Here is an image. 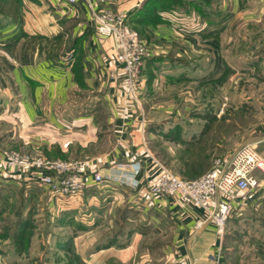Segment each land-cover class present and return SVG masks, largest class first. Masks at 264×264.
<instances>
[{
  "label": "crops",
  "instance_id": "crops-1",
  "mask_svg": "<svg viewBox=\"0 0 264 264\" xmlns=\"http://www.w3.org/2000/svg\"><path fill=\"white\" fill-rule=\"evenodd\" d=\"M87 1L96 8L125 12L127 23L154 49L141 69V109L133 105L137 111L131 112L129 102L126 104L119 74L112 75L116 69L115 40L96 32L86 0L74 5L63 0H0V149L22 151L21 143L32 144V133L42 136L40 129L47 128L55 135L51 133V140L40 142L46 158L86 160L91 168L111 176L117 172V164L140 163L135 188L111 180L91 181L77 195H49V211L54 212V206L60 215L77 212L87 216L81 222L75 216L67 217L62 225L78 226L64 240L69 244L68 253L76 254L85 264H133L137 254L138 264L150 262L151 250L146 244L151 235L166 230L163 257L169 264H177L181 257H196L197 264H225L222 256L217 262L209 257L217 255L221 239L201 208L180 201L177 194L149 193L159 168L157 155L147 146V125L153 105L169 106L181 95L179 87L203 84L219 75L225 37L230 34L226 21H238L251 0H200L202 14L190 0H185L184 7L157 14L155 4L148 0ZM165 112L177 114L178 110ZM195 135L190 133L189 137ZM251 140L264 155V121ZM200 141L199 135L191 139L195 143L187 150L199 147ZM128 170L126 166L123 171ZM11 181L18 182L0 175V189ZM20 182L24 186L36 183L39 191H47L37 176ZM246 193L238 196L236 205L246 203L247 195L252 201L263 200L264 186ZM29 197L34 201V196ZM121 207L125 212H129L127 207L134 208L139 215L135 223L142 222L151 230L133 227L123 236L120 232L106 236L116 225L120 228L121 223H131L123 214L121 220H115ZM101 229L105 232L97 233ZM59 246L63 249V243ZM49 260L46 257L44 263Z\"/></svg>",
  "mask_w": 264,
  "mask_h": 264
},
{
  "label": "rangeland",
  "instance_id": "rangeland-1",
  "mask_svg": "<svg viewBox=\"0 0 264 264\" xmlns=\"http://www.w3.org/2000/svg\"><path fill=\"white\" fill-rule=\"evenodd\" d=\"M251 2L248 6H241L243 10L241 9L238 21H226L225 25H228L227 30L230 34L228 33L225 37L224 63L219 75L203 84L192 83L189 86L177 87L182 93L169 106L162 103L161 106H152L149 114L150 122L147 125V146L157 155L156 164L159 171L162 166L182 179L197 178L211 170L217 159L222 161L229 159L242 145L252 142L251 139L256 130L264 121V0H251ZM244 12L246 15L242 17ZM138 35L152 57L154 49L139 33ZM112 38L115 40L116 56V69L112 75L119 74L121 79L119 84L124 100L126 104L130 100L129 109L135 112L137 109L133 108V105L139 106L141 103V86L137 101L126 96L127 90L123 85L125 75L122 74L121 64L117 61L116 39ZM208 66L212 68L213 63L209 62ZM165 109H177L178 113L165 112ZM40 130L42 136L40 133H32L30 140L33 143L28 146L21 143L22 151H16L45 155L41 150L44 144L40 142L51 140L50 134L54 130L47 128ZM190 133L196 135L190 138ZM52 134L55 135V133ZM197 135L201 137V145L187 150L189 145L195 143L191 142V139H195ZM217 144H219L218 147H216ZM50 145L46 144L47 147ZM48 159L56 160L57 158ZM140 168L141 165L139 170ZM107 181L110 182L106 179L103 183ZM11 182L0 189V194L4 196L8 194L6 198L0 197V261L3 262L0 264H45L46 257L51 258L46 264H81L79 258L77 261L72 252L68 253L66 249H69V244H66L68 242L64 240L67 236L71 237L78 226L72 229L62 225H66L64 220L67 217L71 219L75 216V220L81 222L87 216L83 213L65 212L62 214L65 217L61 220L62 215L57 214V208L53 206L54 212L47 209L50 195L48 191L44 189L39 191L40 185L36 183L24 186L22 182ZM113 182L124 185L118 181ZM24 193L34 196V201ZM236 194L239 198L243 197L240 192ZM247 196L244 200L246 203L233 206L221 233L216 227L217 239H221V245L219 244L216 249L217 251L220 247L218 260L222 256L225 264H264V199L252 201L253 197ZM122 208L117 213L116 221L121 220ZM127 210L129 212L126 213V217L131 218V223L128 225L121 223L120 228L116 225L117 228L113 231H106V236H114L118 232L123 236L122 233L125 235V232L133 227L143 232L151 230L142 222L135 223V217L138 218L139 215L138 212H134L136 211L134 208L127 207ZM203 213L205 220H210L206 217L207 213L204 211ZM199 225L200 222L196 224V226ZM98 232L103 234L105 230L101 229ZM102 236L104 238L105 234ZM167 236L168 230L157 236L151 235L152 239L146 247L151 250L152 260L145 264H169V261H165L163 257L165 243L168 242ZM61 243H63V249L58 247ZM99 246L97 244L96 248ZM136 258L138 259V254ZM137 259L133 261V264H138ZM197 261L196 258V264ZM108 264L122 263L109 261Z\"/></svg>",
  "mask_w": 264,
  "mask_h": 264
},
{
  "label": "built area",
  "instance_id": "built-area-1",
  "mask_svg": "<svg viewBox=\"0 0 264 264\" xmlns=\"http://www.w3.org/2000/svg\"><path fill=\"white\" fill-rule=\"evenodd\" d=\"M63 1L74 5L79 0ZM88 5L96 32L101 36L116 39L117 61L121 64L122 74L125 75L123 85L127 90L126 96L137 101L141 69L145 60L150 57V52L144 47L137 31L127 23L125 12L99 9L89 2ZM224 161L217 159L211 170L189 180L182 179L161 166L148 191L152 196L177 194L180 201L206 212V217L215 223L221 233L231 209L238 200L235 193L253 192L264 186V156L257 151L254 144L245 143ZM126 166H129V170L124 172ZM139 167L138 162L117 164V172L111 176L91 168L86 160H50L39 155L0 149L1 176L13 177L18 182L29 178L30 175L37 176L54 197L77 195L89 182L101 183L106 179L135 188L138 185L135 176ZM219 254L220 247L217 256L211 254L209 257L216 261ZM177 264H196V258L181 257Z\"/></svg>",
  "mask_w": 264,
  "mask_h": 264
},
{
  "label": "trees",
  "instance_id": "trees-1",
  "mask_svg": "<svg viewBox=\"0 0 264 264\" xmlns=\"http://www.w3.org/2000/svg\"><path fill=\"white\" fill-rule=\"evenodd\" d=\"M200 0H190V3L196 8V10L199 12V13H203L202 12V5L200 4L199 2ZM202 1V0H201ZM148 2L153 5L155 7V14H157L158 12H163V11H170L172 9H174L175 7H184L183 4L185 2V0H148ZM157 17V16H156ZM126 213L127 211L125 212L124 210H121L120 212V215L121 217L125 216L126 217ZM123 214V216H122ZM7 229V227H6ZM8 230V229H7ZM74 257L77 258V261H78V256H76L74 254ZM81 264H85L84 262L81 261V259L79 258ZM76 261V263H77Z\"/></svg>",
  "mask_w": 264,
  "mask_h": 264
}]
</instances>
